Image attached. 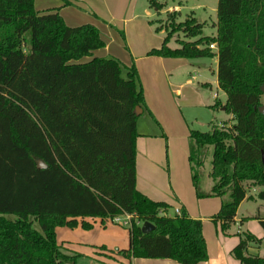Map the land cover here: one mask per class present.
Wrapping results in <instances>:
<instances>
[{
    "label": "trees",
    "instance_id": "trees-1",
    "mask_svg": "<svg viewBox=\"0 0 264 264\" xmlns=\"http://www.w3.org/2000/svg\"><path fill=\"white\" fill-rule=\"evenodd\" d=\"M34 1L0 0V264L75 261L77 256L62 253L55 229L75 228L77 218L104 221L123 213L133 215L128 248L117 250L127 260H207L201 221L184 211L165 215L167 203L136 189L135 109L147 107L134 63L93 56L105 46L97 26H69L55 9L36 11ZM147 1L162 10L157 0ZM201 30L202 23L190 16L147 54L217 57V83L225 101L220 104L215 97L209 108L223 107L232 124L191 129L188 160L196 195L222 198L213 220L225 230L246 197L242 183L264 184V115L259 111L264 96V0H218L215 34L203 36ZM175 31L190 39L170 47ZM84 57L91 58L78 62ZM208 146L213 185L204 194L197 169L204 165ZM38 161L45 168H38ZM257 198L264 201V192ZM136 221H148L154 228L143 233ZM260 224L264 229V220ZM81 227L91 224L81 221ZM238 235L231 254L239 264H264V257L247 253L248 242L261 239L247 230Z\"/></svg>",
    "mask_w": 264,
    "mask_h": 264
},
{
    "label": "crops",
    "instance_id": "crops-1",
    "mask_svg": "<svg viewBox=\"0 0 264 264\" xmlns=\"http://www.w3.org/2000/svg\"><path fill=\"white\" fill-rule=\"evenodd\" d=\"M37 3L40 4L38 12L55 9L67 25H70L67 20L75 24L71 26L91 23L98 29L102 26L106 32H114L115 24L118 27L119 22L123 24V28L125 25V29L130 22L134 25V30H137L136 23L139 27H144L146 34H140L139 43H130L127 40V46H124L126 54L122 63L127 66L134 63L147 107L136 122L138 134L135 141L136 189L154 201L167 203L169 207L164 212L165 215H180L184 211L190 218L201 221L207 260L197 264H239L231 251L239 243L238 234L244 230L261 239L258 244L249 243L247 253L264 257V229L260 224V220H264V201L257 198L259 192H264V184L242 183L246 197L237 207L234 222L222 230L220 221L213 220V216L220 208L222 198L198 197L192 183L188 160V136L197 122L195 114L197 110L194 109L204 107L211 112L209 107L214 103V98L219 97L216 91L210 100L203 101L202 92L203 86L211 87L209 72L215 74V88L220 91L217 83V57L202 60L147 54L150 49L159 48L164 37L163 31H156L158 27L151 23V20L158 19L160 13L171 10L181 12L180 7L167 5L158 12L155 8L152 10L147 0H35L34 6ZM106 47L107 43L105 47L95 50L93 56H97V51ZM189 94H194L196 97ZM219 112H224V108H219ZM143 115L146 118H142ZM227 117L232 118L230 114ZM212 118L213 113L209 120L211 121ZM221 119L225 120V118ZM172 148L179 149L178 160L172 158ZM205 177L204 184L203 176L200 177L199 191L207 194L210 192L213 180L210 176ZM76 220L78 225L75 228L61 226L55 229L57 243L62 247L64 242L69 243L67 255L91 257L93 247L109 249L116 246V249L120 250V247L126 245L125 239L121 241L119 238L109 236L110 232L119 233V228L112 226L107 220L101 221L100 218L92 217ZM81 221L91 224V228L83 229ZM59 241L62 243L60 244ZM126 264L180 263L169 258L131 257Z\"/></svg>",
    "mask_w": 264,
    "mask_h": 264
},
{
    "label": "rangeland",
    "instance_id": "rangeland-1",
    "mask_svg": "<svg viewBox=\"0 0 264 264\" xmlns=\"http://www.w3.org/2000/svg\"><path fill=\"white\" fill-rule=\"evenodd\" d=\"M217 1L218 0H157L158 3L163 5V8L167 7V5L171 7L177 5L180 7L181 12L176 11V10H171L169 11L170 15H167L168 14L167 12L160 13L158 19L151 20L152 21L151 23H153L155 26L161 29L164 35H166V33L172 30L173 26H176L178 23L184 21L186 18L190 16H194L198 20V22L202 23L201 35L203 36L210 35V34L213 35L215 34ZM35 8H36L35 10L37 11V9L40 8V4L37 3ZM152 10H154V8H152ZM155 15L157 17V14ZM82 21L87 22V20H82ZM67 22L70 23L69 26L75 25V24H72V22H69L68 20ZM95 23H98V22H95ZM122 25L123 24L121 22L118 23V27H116L117 24H115L114 32L113 31L106 32L102 29V26L101 27L99 26V29L105 40V45L107 43V47L106 49L97 51L96 53L97 57L98 56L108 57V58L111 57V58L117 59L118 61H120V63H123L124 61L123 57L126 54V52H124V46H127V40L130 43L132 42L139 43V40H141V38H139L140 34H146L144 32L145 31L144 27L143 26L139 27L138 23H136L137 30H134L133 28L134 25H132V22L128 24L126 29H125V25H124V28ZM121 32L122 34L124 32V37H125L124 39H123V35H121ZM188 39L190 38L185 37L182 31H175L173 32L168 45L170 47H177L178 40L186 41ZM212 51L214 52L215 50H212ZM90 58L91 57H84L80 59L78 62H85V61H88ZM198 59L203 60V59H211V58H198ZM208 77H209V81L211 82V87H208V86L202 87L203 88V91H202L203 101L210 100L212 94L217 91L219 93V97H217V99H219L220 104H223L225 101V95L220 89H219L220 91H218V89L215 88L216 86L215 74L214 73L211 74L209 72ZM189 95H193V97H196V95L194 94H189ZM262 103L264 104V96L262 97ZM219 108H222V107H219ZM219 108L211 109L213 112L212 111L210 112L209 111L210 109L204 108V107L203 109L202 108L194 109V110H197L195 111L197 122L195 123V125H193L194 129H197L200 131H206L209 129L210 124L217 125L218 127L230 126L232 124V118L228 119L227 117L228 114L225 111L220 113ZM211 113H213L212 123H211L212 120L211 121L209 120L211 118ZM142 118H146V116L143 115ZM221 118H225V120ZM208 122L210 123L208 124ZM211 155H212V146H208L206 148V158H205L204 165L202 168H200V170L197 169L198 175L203 176V184L205 183V180H206L205 176H209V173H210ZM171 156L173 159L178 160L179 149L172 148ZM7 217L9 219L15 218L13 215H7ZM112 226H116V228H119L118 229L119 233L110 232L108 233L109 236L111 238H119V240L121 241L125 239L126 245L120 247L119 249L120 250L127 249L129 245L128 229L122 225H117V224H112ZM34 227L37 230H39V227L36 223H34ZM122 235H124V237ZM59 243L61 244L62 242L59 241ZM249 243H252V242H248V244ZM68 244H69L68 242H64L63 247L62 245H60L62 253L64 254L68 253L67 252L68 250L67 248L69 247ZM93 250L94 251L91 257H83L80 255L74 254L75 256H77L74 259L75 261H72L71 259H67L64 261L63 264H126L127 263V259L125 258L123 254H121V252L117 251L118 249H116V246H113L112 248H109V249L98 246V247H93Z\"/></svg>",
    "mask_w": 264,
    "mask_h": 264
},
{
    "label": "built area",
    "instance_id": "built-area-1",
    "mask_svg": "<svg viewBox=\"0 0 264 264\" xmlns=\"http://www.w3.org/2000/svg\"><path fill=\"white\" fill-rule=\"evenodd\" d=\"M209 48L212 50H216V44L212 43L209 45ZM177 213H179L178 210H176ZM133 218L132 214H128V213H123L117 216H114L113 218H108L106 219L109 223L111 224H117V225H122L124 227H126L127 229L131 226V220ZM136 223L138 225H142L141 222L136 221Z\"/></svg>",
    "mask_w": 264,
    "mask_h": 264
},
{
    "label": "water",
    "instance_id": "water-1",
    "mask_svg": "<svg viewBox=\"0 0 264 264\" xmlns=\"http://www.w3.org/2000/svg\"><path fill=\"white\" fill-rule=\"evenodd\" d=\"M262 90L264 92V86L262 87ZM259 111H260V113H262L264 115V104L259 108ZM141 112H142V110L139 107H137L135 109L136 115L139 116L141 114ZM37 163H38L37 164L38 168H45V165L43 163H41L40 161H38ZM262 163L264 164V154H262ZM153 228H154L153 225L151 223H149L148 221L143 222L141 225V231L143 233H147L150 230H152Z\"/></svg>",
    "mask_w": 264,
    "mask_h": 264
}]
</instances>
